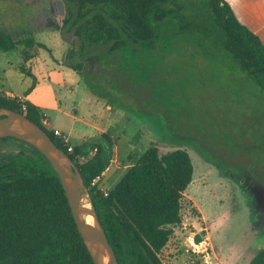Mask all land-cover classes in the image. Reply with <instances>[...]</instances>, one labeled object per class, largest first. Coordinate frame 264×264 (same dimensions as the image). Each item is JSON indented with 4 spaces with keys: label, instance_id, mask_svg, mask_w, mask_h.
Segmentation results:
<instances>
[{
    "label": "rangeland",
    "instance_id": "rangeland-1",
    "mask_svg": "<svg viewBox=\"0 0 264 264\" xmlns=\"http://www.w3.org/2000/svg\"><path fill=\"white\" fill-rule=\"evenodd\" d=\"M263 1L250 0L244 13L259 27ZM208 2L168 0L172 13L152 23L153 44L133 41L113 53L94 45L67 58L65 0H0V31L46 45L25 65L38 79L28 95L41 113L53 120L60 100L76 108L107 105L112 119L125 123L99 180L105 191L151 146L160 154L188 150L193 180L183 222L162 251L164 264H264V91L221 48ZM22 64L20 47L0 51V87L24 96L33 77ZM32 147L16 138L0 141V160ZM194 232L203 234L202 244H192Z\"/></svg>",
    "mask_w": 264,
    "mask_h": 264
},
{
    "label": "trees",
    "instance_id": "trees-1",
    "mask_svg": "<svg viewBox=\"0 0 264 264\" xmlns=\"http://www.w3.org/2000/svg\"><path fill=\"white\" fill-rule=\"evenodd\" d=\"M67 58L82 48L106 45L109 52L128 50L133 41L153 44V22L172 13L168 0H65ZM212 20L222 31L220 46L264 91V42L238 18L227 0H209ZM21 48L24 64L46 45L32 36L14 39L0 31V51ZM21 69L26 71L25 65ZM36 77L31 70L26 71ZM0 108L25 114L43 127L79 168L95 211L120 264H164L162 251L183 222L184 193L194 165L185 148L160 154L149 147L110 189L93 184L108 168L114 141L109 133L73 146L47 129L38 107L23 98L0 96ZM13 137H2L5 141ZM94 149L95 153L90 154ZM100 179V180H101ZM257 257L251 263H255ZM0 264H95L75 223L60 178L49 161L32 147L0 160Z\"/></svg>",
    "mask_w": 264,
    "mask_h": 264
},
{
    "label": "water",
    "instance_id": "water-1",
    "mask_svg": "<svg viewBox=\"0 0 264 264\" xmlns=\"http://www.w3.org/2000/svg\"><path fill=\"white\" fill-rule=\"evenodd\" d=\"M2 137L25 141L43 154L60 178L75 223L94 263L120 264L92 204L84 178L70 155L54 142L43 127L25 114L10 108H0V138ZM86 194L91 204L89 208L82 202ZM87 215L94 217L96 225L91 226L87 223ZM201 241L202 234L198 232L195 235V242ZM104 257L108 258L109 262L105 263Z\"/></svg>",
    "mask_w": 264,
    "mask_h": 264
},
{
    "label": "crops",
    "instance_id": "crops-1",
    "mask_svg": "<svg viewBox=\"0 0 264 264\" xmlns=\"http://www.w3.org/2000/svg\"><path fill=\"white\" fill-rule=\"evenodd\" d=\"M227 1L232 5L235 12L237 11L236 14L240 19V21L245 25H247L248 27H250L253 31H255L264 42V25H262L261 27L256 26L255 24L253 25V23H251V21L248 20L247 16L244 15V13L246 11H249L250 10L249 8L252 6L250 0L248 1L227 0ZM241 5L243 7H241ZM262 7L263 9L260 15L264 16V5H262ZM262 22L264 24V19ZM37 56L38 55L36 54L25 64L23 60V64L24 65L28 64L34 58L36 59ZM28 70H31V68H29ZM37 81L38 79L36 80V83ZM0 92L4 95L22 97L24 100H29V95H24V96L16 95L13 93L12 90L3 86L0 87ZM53 109L57 112L56 116L53 117V120L46 113H42V115L43 117L44 115L47 116L46 118L48 119L51 128L58 129L62 133V135L67 139V142L71 146H81L84 144L86 140H90L91 138L98 136L101 133H109L110 137L114 141L116 140L117 137H119L122 130H124L122 126L125 123L120 124L117 122V119H112V112H110L109 107L107 105L105 107H101V106L98 107L96 105L93 106L89 104V106H83V107L77 106L76 108L75 105H71L69 107L64 106V101L60 100L58 101V103L55 104V106H53ZM149 127L151 130L152 129L158 130V125L156 124H149ZM163 135H167V134L163 133ZM90 154H92V152H90ZM214 256L216 257V255Z\"/></svg>",
    "mask_w": 264,
    "mask_h": 264
},
{
    "label": "built area",
    "instance_id": "built-area-1",
    "mask_svg": "<svg viewBox=\"0 0 264 264\" xmlns=\"http://www.w3.org/2000/svg\"><path fill=\"white\" fill-rule=\"evenodd\" d=\"M2 95L5 96L4 94H0V96H2ZM6 96H10V95H6ZM10 97H14V96H10ZM42 122H43V125H44L47 129H49V130H51V131H54V133H55L56 135L63 137L64 142H67V139L62 135V133H61L58 129H53V128H51V125H50V123H49V121H48V119H47L46 117H42ZM67 143H68V142H67ZM72 147H73V146L69 145V150H72ZM95 151H96V149H94V150L92 151V154L95 153ZM103 174H104V172L102 173V175H103ZM100 179H101L100 176H98L97 178H95V179L93 180V184L98 183ZM201 234H202V233H201ZM195 235H196V233L194 232V233L190 236V241L192 242V244H194ZM204 239H205V237H204L203 234H202V241H203ZM199 243L202 244V242H199Z\"/></svg>",
    "mask_w": 264,
    "mask_h": 264
},
{
    "label": "bare ground",
    "instance_id": "bare-ground-1",
    "mask_svg": "<svg viewBox=\"0 0 264 264\" xmlns=\"http://www.w3.org/2000/svg\"><path fill=\"white\" fill-rule=\"evenodd\" d=\"M83 205L85 206V207H90V203H89V201H88V199L87 198H85L84 197V199H83ZM94 217H92V215H87L86 216V221H87V223L89 224V225H91V226H94L95 224H94V219H93ZM104 262L105 263H107L108 262V258H106V257H104Z\"/></svg>",
    "mask_w": 264,
    "mask_h": 264
},
{
    "label": "flooded vegetation",
    "instance_id": "flooded-vegetation-1",
    "mask_svg": "<svg viewBox=\"0 0 264 264\" xmlns=\"http://www.w3.org/2000/svg\"><path fill=\"white\" fill-rule=\"evenodd\" d=\"M259 202V201H258ZM259 204H260V208H261V210L263 209L264 210V200H263V202H259ZM257 207H259V205L257 206Z\"/></svg>",
    "mask_w": 264,
    "mask_h": 264
}]
</instances>
